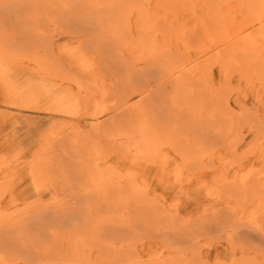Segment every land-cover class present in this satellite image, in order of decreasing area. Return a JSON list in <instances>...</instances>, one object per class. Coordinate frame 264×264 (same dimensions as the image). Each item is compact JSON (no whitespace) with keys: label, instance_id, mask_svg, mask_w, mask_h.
<instances>
[{"label":"rangeland","instance_id":"1","mask_svg":"<svg viewBox=\"0 0 264 264\" xmlns=\"http://www.w3.org/2000/svg\"><path fill=\"white\" fill-rule=\"evenodd\" d=\"M241 2L0 0V243H16L0 244V264H39L45 258L52 263L56 257L111 264L120 254L131 255L134 264H264V236L248 237L245 229L264 219V71L259 72L264 45L238 41L258 26L248 21L264 15V0ZM115 19L118 46L130 64L138 53L139 29L148 25L159 48L207 61L204 100L221 116L211 133L213 143L188 168L180 167L174 150L190 147L182 124L175 132L162 130L156 149L142 156L146 160L128 149L124 136H115L113 113L106 111L116 100L110 94L113 71L95 59L90 34L102 35L97 23L105 27ZM87 20L88 26L82 25ZM193 32L195 37L188 38ZM209 33L211 48L225 39L226 50L235 49L240 60L230 71L203 50ZM105 39L103 48L111 47ZM216 218L226 222L224 230ZM237 225L244 226L230 237ZM31 236L33 247H23Z\"/></svg>","mask_w":264,"mask_h":264},{"label":"bare ground","instance_id":"2","mask_svg":"<svg viewBox=\"0 0 264 264\" xmlns=\"http://www.w3.org/2000/svg\"><path fill=\"white\" fill-rule=\"evenodd\" d=\"M62 1V0H61ZM68 1V0H67ZM80 1V0H79ZM242 1V5L244 4V0ZM39 2V0H38ZM66 3V2H65ZM204 6H206V2L201 1ZM69 5V4H68ZM67 5V7H68ZM246 5V4H245ZM252 5V4H251ZM31 6V5H30ZM37 6V5H36ZM47 6V4H46ZM119 6V5H118ZM28 8V7H27ZM39 9V8H38ZM212 9V8H210ZM143 10V9H142ZM71 14V13H70ZM17 15V14H16ZM54 15V14H53ZM124 15V14H123ZM148 15V14H147ZM250 15H254V12H251ZM249 15V17H250ZM126 16V15H125ZM123 17V16H122ZM115 18V17H114ZM120 18V16H119ZM35 19V18H34ZM124 19V18H123ZM122 19L123 22H125ZM247 19V18H246ZM66 20V19H65ZM118 19L112 20L109 25L101 26L102 21L98 22L96 25V31H99L103 33L102 35L96 34L94 32H89L92 36V46L97 51V56H95L96 60H104L108 65H110L113 77L114 83L110 89V94L116 98L115 104L111 107L107 108V112H112L113 114L109 118V121L112 125L116 128L115 136H124L125 138V145L128 147V149L133 150L137 156L142 157L143 155H146L147 153L153 152L154 149L158 146V136L162 130L170 129L169 132H175L177 129H179V126L182 124L185 129V139L188 141V144L190 147L187 148H174L175 152L178 154L179 159L181 160L180 167L186 168L187 166H191L194 163H196L197 158H201L197 156L198 153H201L203 155L204 148L209 145H211L212 140L214 138V134L212 133V130L216 126V122L219 120L218 118L221 116L218 113H216V109L212 108L210 102L209 107L211 106L214 110H209L207 103L208 101L204 100V96L208 86L204 85L207 81V76L205 74V70L208 69L207 61L203 60L196 56L194 53H185L180 52L179 50H171L170 48H159L157 46V36L155 33H151L148 28L151 25H148V28H145V26L142 29H139L138 36L136 38L137 40V47H138V53L134 56L133 63H128L126 60H124V51L119 48L118 44L120 42V36L118 34V31L116 30L117 27V21ZM120 20V19H119ZM33 21V20H32ZM31 21V22H32ZM247 21V20H246ZM82 22V21H81ZM122 22V24H124ZM144 22V21H143ZM148 23V21H145ZM22 23V22H21ZM35 23V22H33ZM65 23V22H64ZM84 23V24H83ZM82 25L89 24V21L83 22ZM126 23V22H125ZM209 21H205V25H209ZM257 23L258 26L256 28L250 30L248 33L244 34L243 36H240L238 38L240 43H253L256 44L255 47H259L264 45V15L260 14L257 16H253L251 20L248 21V24L254 25ZM127 24V23H126ZM130 24V23H129ZM35 25V24H34ZM256 25V24H255ZM88 26V25H87ZM93 26V25H92ZM94 27V26H93ZM85 28V27H84ZM87 28V27H86ZM91 28V27H90ZM132 28V27H131ZM200 28V27H199ZM198 28V29H199ZM35 29V28H34ZM87 30V29H86ZM153 30V29H152ZM122 31V30H121ZM132 31V30H131ZM248 31V30H247ZM35 33V32H34ZM128 34L127 32H125ZM131 33V32H130ZM215 33V32H213ZM196 33H192L188 35V38L195 37ZM216 34V33H215ZM88 35V34H87ZM90 37V35H89ZM94 37V38H93ZM105 37H109L111 47L109 48H103V41L107 40ZM124 37V36H123ZM199 38V37H198ZM210 33L207 36V44H205L204 51H211L212 54L210 56V59H220V62L222 66L229 71L231 63H233L236 59L239 58L236 57L235 49L232 48L229 51L226 50L225 45V39H220L214 43V48H211L210 45ZM35 39V38H34ZM104 39V40H102ZM123 39V38H122ZM187 40V39H186ZM185 40V41H186ZM194 40V39H193ZM90 41V40H88ZM203 41V40H202ZM108 42V41H107ZM190 43V39L187 41L188 46ZM123 44V42H122ZM198 47V46H197ZM248 48V47H247ZM257 49V48H256ZM264 50V49H263ZM262 52V51H261ZM261 54V53H260ZM258 54V55H260ZM209 55V54H208ZM253 55V54H252ZM261 56V55H260ZM259 56V57H260ZM263 56V55H262ZM48 59V58H47ZM208 60V61H209ZM240 60V59H239ZM51 61V60H50ZM61 61V60H60ZM262 61V62H261ZM62 62V61H61ZM240 62V61H239ZM252 62V60H251ZM260 63H264V58L260 60ZM46 64V63H45ZM213 64V62H212ZM235 64V62H234ZM243 64V63H242ZM53 65V64H52ZM215 66V65H214ZM237 67V66H236ZM99 68V67H98ZM88 69V68H87ZM107 69V68H105ZM211 69V68H210ZM94 70V69H93ZM109 70V69H107ZM106 70V71H107ZM241 70V69H240ZM92 71V70H91ZM264 67L260 68L259 72H263ZM60 72V71H59ZM103 72V70H102ZM95 73V72H94ZM251 75V74H250ZM256 76V75H255ZM109 77V75H108ZM210 77V75H209ZM209 80V78H208ZM81 82V81H80ZM103 84V83H102ZM264 84V83H263ZM83 95V94H82ZM81 95V96H82ZM110 96V95H109ZM136 97V101L134 103H129L130 98ZM209 99V98H208ZM132 101V100H131ZM213 101V100H212ZM215 101V100H214ZM109 115V116H110ZM120 117V118H119ZM250 117V116H249ZM106 118V117H105ZM119 118V119H118ZM247 118V117H246ZM117 119V120H116ZM95 123V122H94ZM102 124V123H101ZM100 125V124H99ZM98 125V126H99ZM57 129V128H56ZM105 130V129H103ZM102 130V131H103ZM99 132V131H98ZM219 132V131H218ZM179 133V132H178ZM106 136V134H105ZM165 136V135H164ZM47 137V136H46ZM173 137V136H172ZM79 138V137H78ZM167 138V137H166ZM72 139V138H71ZM74 139V138H73ZM94 139V138H93ZM172 139V138H171ZM175 143L176 138L174 135ZM107 140V139H106ZM50 141V140H49ZM96 141V139H95ZM85 142V141H84ZM98 142V141H96ZM180 142V141H179ZM101 144L100 142H98ZM104 143V142H103ZM219 143V142H218ZM46 144V143H45ZM91 144V143H88ZM105 144V143H104ZM177 144V143H176ZM48 145V144H47ZM86 145V144H85ZM102 145V144H101ZM99 145V147H101ZM52 146V145H51ZM49 146V147H51ZM87 146V145H86ZM94 146V145H93ZM97 145L95 144V147ZM112 146V145H111ZM177 146V145H176ZM179 146V145H178ZM91 146H89L90 148ZM96 147V148H99ZM82 148V147H81ZM80 150L82 151V149ZM93 148V147H92ZM112 148V147H111ZM215 148V147H214ZM69 149V148H68ZM94 149V148H93ZM264 149V148H263ZM79 150V151H80ZM98 150V149H97ZM118 150V149H117ZM209 150V148H208ZM84 151V150H83ZM121 151V150H119ZM74 152V151H73ZM85 152V151H84ZM92 152V151H91ZM93 153V152H92ZM87 154V153H86ZM91 154V153H90ZM88 154V155H90ZM209 154V153H208ZM261 154V153H260ZM80 155H82L80 153ZM95 155V154H93ZM205 155V154H204ZM211 155V154H210ZM152 156V155H151ZM258 156V155H256ZM261 156V155H260ZM83 157V156H82ZM98 157L96 153V158ZM155 159V156H153ZM159 157V156H158ZM79 158V157H78ZM77 158V160H78ZM84 158V157H83ZM95 158V157H94ZM95 158V159H96ZM125 158V157H124ZM129 158V157H128ZM143 158V157H142ZM141 158V159H142ZM145 158V157H144ZM143 158V159H144ZM148 158V157H146ZM162 158V157H161ZM49 159V158H48ZM98 159V158H97ZM123 160V158L121 157ZM152 159V158H151ZM72 160V159H71ZM85 160V159H84ZM87 160V159H86ZM85 160V161H86ZM120 160V159H119ZM132 160V159H131ZM146 160V159H144ZM157 160V159H155ZM164 160V159H163ZM50 161V160H49ZM92 161V160H91ZM89 162V161H87ZM86 162V163H87ZM97 162V161H96ZM116 162V161H115ZM124 162V161H123ZM201 162V161H200ZM85 163V164H86ZM93 163V161H92ZM154 163V162H153ZM80 164V163H79ZM132 164H135L134 162ZM141 164V162H140ZM139 164V166H140ZM149 164V163H148ZM180 164V163H179ZM94 165V164H93ZM125 165V164H124ZM96 166V165H94ZM132 166V165H131ZM136 166V165H134ZM197 166V165H196ZM138 167V166H137ZM143 168V165L139 168ZM147 167V166H146ZM85 169V166L81 167ZM95 168V167H94ZM125 168V167H123ZM188 168V167H187ZM151 169V168H150ZM179 169V167H178ZM235 169V167H234ZM74 170V169H73ZM86 170V169H85ZM84 170V171H85ZM194 170V169H193ZM76 171V170H75ZM98 171V170H97ZM139 171V170H138ZM186 171V170H185ZM86 172H89V170H86ZM96 172V171H95ZM95 172L93 175H95ZM141 172V171H139ZM90 173V172H89ZM131 173V171L129 172ZM128 173V174H129ZM180 175L183 176L184 171H179ZM236 174V173H235ZM98 175V174H97ZM99 175H102L101 172ZM104 176H100L102 179ZM186 177H189L187 175ZM99 178V177H98ZM251 178V177H249ZM100 179V180H101ZM135 179V178H134ZM225 179V178H224ZM254 179V178H253ZM54 180V179H53ZM104 180V179H103ZM102 180V181H103ZM101 181V182H102ZM172 181V180H171ZM83 182V181H82ZM187 182V181H186ZM251 182V181H250ZM253 182V181H252ZM91 183V180L88 182ZM87 183V184H88ZM107 183V182H106ZM101 184V183H100ZM68 186V185H67ZM86 186V185H85ZM239 186V185H238ZM237 186V187H238ZM89 187V185L87 186ZM100 187V186H99ZM250 187V186H249ZM79 188V187H78ZM117 188V187H116ZM242 188V187H241ZM76 189V188H75ZM79 191L80 188L78 189ZM85 191L88 190V188L85 187ZM133 190V188L131 189ZM240 190V189H239ZM78 191V192H79ZM72 192V191H71ZM77 192V193H78ZM128 192V191H127ZM83 193V191H82ZM73 194V192H72ZM79 194V193H78ZM121 194V193H120ZM125 194V193H124ZM227 194V193H226ZM252 194V193H250ZM263 194V193H262ZM83 195V194H82ZM78 196V195H77ZM84 196V195H83ZM59 197V196H58ZM117 197V196H116ZM127 197V196H126ZM247 197V194L246 196ZM250 197V196H248ZM61 198V195H60ZM59 198V199H60ZM79 198V197H78ZM254 198V197H253ZM84 199V198H83ZM120 201L118 197L116 198ZM125 199V198H124ZM248 200V198H246ZM65 200V199H64ZM104 200V199H103ZM141 200V199H140ZM241 200H243L241 198ZM254 200V199H253ZM73 201V200H72ZM82 201V200H81ZM89 201V200H88ZM103 202L102 200H99ZM112 201V200H111ZM118 201V202H119ZM75 202V201H74ZM80 202V201H79ZM100 202V204H101ZM113 202V201H112ZM122 203V201H120ZM244 202V201H243ZM247 202V201H246ZM71 203V202H70ZM248 203V202H247ZM83 206V202H81ZM91 205V204H90ZM107 205V204H106ZM152 205V204H151ZM159 205V204H158ZM258 205V204H257ZM110 206V205H109ZM255 206V205H254ZM115 207V206H114ZM68 210V207H65ZM107 208V207H106ZM116 208V207H115ZM144 208V207H142ZM68 211V217L70 219V215L72 213L71 208ZM83 209V208H82ZM154 209V208H153ZM222 209V208H221ZM65 209V211L67 212ZM91 210V208H90ZM101 210V208H100ZM104 210V209H103ZM109 210V209H108ZM114 210V209H113ZM71 211V212H70ZM82 211V210H81ZM142 213V210H140ZM159 211V210H158ZM42 212V210H41ZM44 212V210H43ZM62 212V211H59ZM95 212V211H94ZM110 212V211H109ZM263 212V211H262ZM32 213V212H31ZM54 213V212H53ZM150 213V212H149ZM48 214V213H47ZM110 214V213H109ZM146 214H148L146 212ZM170 214V213H169ZM214 214V213H213ZM60 215V214H59ZM72 215V214H71ZM112 215V214H111ZM150 215V214H149ZM148 215V216H149ZM176 215V214H174ZM73 216V215H72ZM99 216V215H98ZM106 216V215H104ZM151 216V215H150ZM49 217V216H47ZM143 218V216H141ZM169 217V216H168ZM254 217V216H253ZM72 218V217H71ZM141 218V219H142ZM150 218V217H149ZM74 219V217H73ZM102 219V218H101ZM104 219V218H103ZM35 220V219H34ZM58 220V219H57ZM115 220V217H114ZM143 220V219H142ZM146 220V219H145ZM144 220V222H145ZM152 220V219H151ZM217 220V227H219L220 231L225 229L226 222L220 221L219 218H216ZM238 220V219H237ZM255 220V219H254ZM49 221V220H48ZM55 221V220H54ZM75 221V219H74ZM77 221V220H76ZM75 221V223H76ZM235 221V220H234ZM240 221V220H239ZM63 222V221H61ZM66 222V220H65ZM72 222V220L70 221ZM81 222V221H80ZM89 222V220H88ZM101 223L102 221H98ZM115 222V221H113ZM143 222V223H144ZM211 222V221H210ZM237 222V221H235ZM78 223V222H77ZM94 223V222H93ZM97 223V222H96ZM103 223V222H102ZM101 223V225H102ZM125 223V222H123ZM148 223V221H147ZM152 223V221H151ZM201 223V222H200ZM239 223V222H238ZM68 224V223H67ZM73 223L68 224L70 227ZM95 224V223H94ZM105 224V223H104ZM109 223H107L108 225ZM213 224V223H211ZM236 224V223H235ZM2 225V224H0ZM29 225V224H28ZM86 225V224H85ZM100 224H98L99 226ZM110 225V224H109ZM113 225V224H112ZM115 225V224H114ZM113 225V226H114ZM119 225V224H118ZM118 225H116L118 227ZM160 225V224H159ZM158 225V226H159ZM97 226V225H96ZM97 226V228H98ZM123 227V225H121ZM130 226V225H129ZM156 226V225H154ZM244 225H237L233 228V235H229L230 237L234 235H239L240 229L243 228ZM247 228L246 232L248 234V237L250 236H264V219L254 222L249 225H246ZM59 227V226H58ZM69 227V226H68ZM69 227V228H70ZM77 227V224L76 226ZM73 227L74 229H76ZM90 227V226H89ZM88 227V229H89ZM102 227V226H101ZM145 228L147 225L145 224ZM179 227V226H178ZM1 228V227H0ZM4 228V227H2ZM50 228V227H49ZM62 228V227H61ZM79 228V227H78ZM87 228V227H86ZM95 229V227H93ZM112 228V226H111ZM124 228H127V226ZM149 228V226H148ZM152 228V227H151ZM24 229V228H23ZM29 229V228H28ZM82 229V227H81ZM113 229V228H112ZM129 229V228H128ZM25 230V229H24ZM71 230V229H66ZM91 230L92 227H91ZM99 230V228H98ZM104 230V229H103ZM126 230V229H125ZM137 230V228H136ZM171 230V227L169 228V231ZM5 231V230H3ZM12 231V230H11ZM28 231V230H26ZM68 231V232H69ZM107 231V230H106ZM109 231V230H108ZM111 231V230H110ZM115 231V229H114ZM117 231V230H116ZM226 231V230H225ZM45 232V231H44ZM67 232V231H66ZM80 232V231H78ZM92 232V231H91ZM203 232V231H202ZM17 233V232H16ZM24 233V232H23ZM28 233V232H27ZM86 233V230H85ZM103 234L105 232H102ZM129 233V231H128ZM155 233V232H152ZM177 233V232H176ZM210 235V232H208ZM68 234V233H67ZM65 235V237L67 236ZM87 234V233H86ZM85 234V235H86ZM101 234V233H99ZM113 234V233H112ZM115 234V233H114ZM118 234V233H117ZM123 234V233H121ZM127 234V233H125ZM151 234V233H150ZM205 234V233H203ZM6 235V234H5ZM26 235V233L23 234ZM104 235H107L104 234ZM162 235V234H160ZM167 235V234H166ZM9 236V235H8ZM30 236V234L28 235ZM52 236V234H51ZM116 236V235H115ZM165 236V235H164ZM174 236V235H173ZM205 236V235H204ZM226 236V234H225ZM14 237V236H13ZM33 236L30 238L29 244H23V247L26 248V246H32L34 244ZM50 237V235H49ZM54 237V236H52ZM56 237V236H55ZM122 237V236H121ZM130 237V236H129ZM197 237V236H196ZM25 238V237H24ZM51 238V237H50ZM86 238V237H85ZM168 239V237H166ZM177 238V237H176ZM260 238V237H259ZM262 238V237H261ZM18 239V238H17ZM113 239V238H112ZM132 239V238H131ZM180 239V238H179ZM264 239V238H263ZM21 238L19 239V241ZM25 240V239H24ZM27 240V239H26ZM41 240V239H40ZM128 240V239H127ZM136 240V239H135ZM9 241L4 242L3 246L9 247V245H13L16 243H13ZM68 241V240H67ZM251 241V240H250ZM256 241V240H255ZM48 242V241H47ZM123 242V241H122ZM138 242V241H137ZM140 242V241H139ZM249 242V241H248ZM26 243V241H25ZM124 243V242H123ZM245 243V242H244ZM250 243V242H249ZM41 244V242H40ZM20 245V244H18ZM55 245V244H54ZM67 245V244H66ZM108 245V244H107ZM168 245V242H167ZM15 246V245H14ZM59 246V245H58ZM57 246V247H58ZM104 246V245H103ZM146 246V245H145ZM252 246V242H251ZM4 247V248H5ZM102 247V246H101ZM2 248V247H1ZM3 248V250H4ZM139 248V247H138ZM145 248V247H144ZM168 248V246L166 247ZM11 249V248H10ZM14 249V248H13ZM12 249V250H13ZM59 249V248H58ZM115 249V248H114ZM17 250V249H14ZM22 250V249H20ZM96 250V249H95ZM113 250V249H112ZM6 251V250H5ZM7 251H9L7 249ZM23 251V250H22ZM30 251V250H29ZM97 251V250H96ZM119 251V250H118ZM169 251V250H168ZM177 251V250H176ZM13 252V251H12ZM21 252V251H20ZM1 253V252H0ZM25 253V252H23ZM100 253V252H99ZM98 253V255H99ZM178 252H175L177 254ZM183 253V252H182ZM10 254V253H9ZM14 254V253H13ZM17 254V253H16ZM36 254V253H35ZM49 255V254H48ZM142 255V254H141ZM168 255V254H167ZM19 256V254H18ZM30 256V254H29ZM100 256V255H99ZM116 256V255H115ZM111 259V264H134L137 261H133L131 255L128 254H120L116 257ZM2 257V255H1ZM0 257V258H1ZM15 257V256H14ZM13 257V258H14ZM20 257V256H19ZM18 257V258H19ZM111 257V255H110ZM24 258V257H23ZM29 258V257H28ZM32 258V255L30 256ZM29 258V259H30ZM95 258V257H94ZM152 258V257H151ZM8 259V258H7ZM16 259V258H14ZM14 259L12 261H14ZM35 259V258H34ZM53 259V258H52ZM166 259V258H165ZM17 260V259H16ZM47 262H46V261ZM45 260L39 264H89V262L82 261L79 257H56L52 263L48 262V259L45 258ZM97 260V259H96ZM110 260V259H109ZM108 260V261H109ZM152 259H150L151 262ZM92 261V260H91ZM101 261V260H100ZM169 261V260H168ZM179 261V260H178ZM5 261L2 260V263ZM18 262V260H17ZM29 262V261H28ZM94 263V262H93ZM104 263V262H103ZM152 263V262H151ZM154 263V262H153ZM157 263V262H156ZM183 263V262H182ZM97 264V263H96ZM106 264V263H105ZM143 264V263H142Z\"/></svg>","mask_w":264,"mask_h":264}]
</instances>
